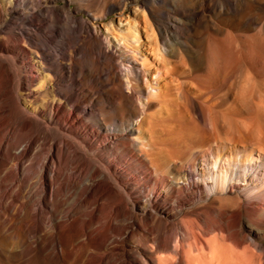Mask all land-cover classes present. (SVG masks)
<instances>
[{
  "label": "bare ground",
  "instance_id": "1",
  "mask_svg": "<svg viewBox=\"0 0 264 264\" xmlns=\"http://www.w3.org/2000/svg\"><path fill=\"white\" fill-rule=\"evenodd\" d=\"M93 1L98 0H0V23L13 12L9 26L21 31L0 30V252L13 264H264V129L245 120L236 137L230 121L216 112L212 120V111L203 108V129L188 121L176 146L157 147L158 155H152L150 140L143 134L133 137L144 123L133 124L141 90L135 77L127 86L119 77L118 62L125 65L118 56L122 49L117 55L109 38L105 43L71 8L73 2L86 6ZM105 10L94 19L105 18ZM143 19L144 26L141 19L129 22L126 42L133 41L135 53L141 31H154L146 15ZM56 28L62 30L63 46L53 53ZM229 39L211 47L213 64L202 80L210 87L223 84L242 63L257 76L264 71L263 38L253 43L248 38L243 54ZM128 69V76H135V68ZM66 70L89 89L84 104L72 96L73 87L62 86ZM167 81L174 87L173 80ZM105 85L113 96L117 93V116L107 115L110 110L96 114L89 104ZM160 85L156 96L164 94ZM64 107L71 118L59 117ZM79 110L93 128L89 137L76 128L83 121ZM215 129L226 140L214 138ZM80 151L106 159L107 169ZM123 163L130 171L126 175L117 172ZM135 171L142 174L140 182ZM133 194L135 206L129 209L127 197ZM192 201L197 206L189 210ZM119 224L132 231L125 243L114 245L123 231Z\"/></svg>",
  "mask_w": 264,
  "mask_h": 264
},
{
  "label": "rangeland",
  "instance_id": "2",
  "mask_svg": "<svg viewBox=\"0 0 264 264\" xmlns=\"http://www.w3.org/2000/svg\"><path fill=\"white\" fill-rule=\"evenodd\" d=\"M105 1L106 2H100L99 0L93 1L92 3H90V5L85 4L86 6L78 2H73L71 4V8L74 15L76 17H83L88 22V25L91 27L93 32L95 34H98V36H100L103 41L105 40V43L107 42V38H109L112 43L110 45H114V47H116L115 51H118L117 55L122 49L118 56H122L121 58L125 60V65H123L121 61L118 62L119 77L126 84V86L127 83L130 82V79L132 77H135V80H138V89L141 90L140 100H138V96H136V103H134V107L138 105V107L140 108H138L140 110V113L137 118L133 119V124L134 126H137V124L141 120H143L144 123L140 128V132L135 127L136 132L133 137L137 139L139 137V134H143L146 140H150L151 144H154L153 146H151L152 155L155 152L156 155L154 154V156L158 155V152L156 150L157 147H161L160 149L164 150V147L166 149V147L168 146H176L179 142L178 134L181 131L180 128L182 126H185L188 121H192L194 126L196 125V127L203 129L204 119L201 112L203 108L212 111L211 113L212 115H214L212 117V120L215 117V114H219L220 117L223 116V119L225 118V120L227 119L228 122L230 121L233 129L235 128L234 130L236 132V137L240 135L239 131H241V126L244 124L243 122L245 120H247L245 122L248 123L252 119L253 126L258 129H264V71L262 75L257 76L255 75L250 65L242 63L235 66L236 70H234V72L226 78L223 84H220L219 86L210 87L204 84L202 81L208 67L212 66L213 64L211 51L213 47L216 46L214 43L221 41L225 37H228L230 38L229 40L234 44L236 50L240 54H243V51H247L246 48L249 47V44H247L249 40H251V43H253L257 38L264 39V0ZM59 4L66 5L67 2L65 1ZM104 7L106 8L104 14L106 17L103 19H98L96 21L94 19V16L102 13ZM26 11L28 12L27 9ZM145 15L150 20L149 22L153 27L152 30L154 31H152L153 33L147 32L145 28L141 31L140 44L138 46V50L135 53L132 48L133 45H129L133 41L131 42L130 40H127L128 42H126V39H129V22L141 19L143 21V24V16ZM4 16L5 17L0 23V30L3 28L5 29V32H9L11 30V32L20 35L21 31L19 29L13 30L14 27L11 25L9 26L10 22L15 20L13 12L5 14ZM18 23L26 32L30 31V27L22 25L21 21H19ZM54 30L55 32L51 35L53 43L52 45H50L53 53L54 50H57L58 48L63 46L61 42L62 30L60 28H56ZM255 36L257 37L252 40ZM117 37H120L123 42L120 43L117 40ZM248 38L250 39L248 40ZM18 43H20L21 45L23 44V42L21 41ZM248 43H250V41ZM244 44H247L245 45L247 46L246 48ZM125 47L127 51L123 50V48L125 49ZM237 48H239V50L241 51L244 48V50L241 52ZM133 56H135V59ZM49 58V60H51V57ZM129 60L132 61L129 62ZM128 67L135 68V76H128ZM154 71H157L158 74L155 75ZM45 73L48 74L47 72ZM70 75L71 74L69 73V71L67 72L66 70L63 74L64 78L61 84L65 89H69L68 87L70 86V88L73 87L75 93L71 92L72 96L75 95L73 97L78 101L81 100L79 102L81 104H84L83 96L90 91L88 88H84L83 90V87L80 84V78L77 74H75L74 77L73 75H71L73 78V82L70 83ZM156 78L159 80V83L157 82L158 80ZM167 79L174 81V87H170L172 86V84L170 83V81H167ZM168 83L170 84L169 86ZM160 84H162V89L164 91L162 92L164 94L156 96L155 90ZM124 89L127 93H131V91H128L125 87ZM111 90V86L105 85L102 88V91L95 95L91 101H89V104H91V108H93L94 113L105 115L110 110L109 114L107 113V115L115 114V116H117L118 114H120L116 105L117 101L115 96H117V93L115 96H113L114 94L111 93ZM153 92L155 96L153 95L152 97L150 93L153 94ZM244 92L247 94H245ZM240 94L242 95L240 96ZM243 94L245 95V97ZM146 102L147 104H145ZM143 103L144 105H146V108L142 106ZM101 106L103 107L104 111H102L103 109ZM143 109H145L146 111ZM68 112L69 108L67 107L59 109V117L71 118ZM213 112L216 113L213 114ZM77 114L79 115V117H81V119H83V121L81 120L76 128L86 133L89 137L93 131L91 124L87 119H85V116L82 114V110L76 111V115ZM245 116H249L250 118H246ZM252 122L250 121V123ZM45 125L52 130L58 129L59 133L62 135H67L66 132L60 129L57 125H49L47 123ZM239 127L240 129L237 132L236 130ZM102 136H104V134H102ZM214 136V138H216L218 141H220L219 139H221L222 137H224V139L226 140L225 136L219 129H215ZM240 139H238V142H240ZM173 142L175 144H173ZM195 148V151L200 150V147ZM167 150L169 149L167 148ZM80 152L82 156H85V158L88 159L89 162L91 161V163L99 165L101 170L107 169L108 164L106 162V159H104L105 161H102L100 160V158L94 157L87 151V153L83 151ZM133 154L134 156H136L137 152H133ZM137 160V157L135 160H133L136 164L135 166H138ZM101 162H103L104 164ZM117 172L124 175L130 173L124 163L123 167L120 166V169H117ZM133 176H135L139 182L142 179V174L138 171H135L133 173ZM111 183L113 182L111 181ZM113 187L117 188L116 185H114ZM118 188V190L125 194L122 187L118 186ZM127 200L128 208L133 209V207L135 206L134 194L130 198L127 197ZM196 206L197 204H195V202L193 203L192 201L187 209L192 210ZM147 211H151L153 214L158 215L157 212L153 209H148ZM174 220L175 219H172V221ZM121 226V224L118 225V230L123 231L116 237V242L114 245H116V243L118 242V244L125 243L127 240L126 238L128 237L127 233L132 231L129 230L132 229V227ZM123 227L124 229H122ZM262 231L264 233V229ZM262 244L264 246V240H262ZM1 246L3 249H6V246H3L2 244ZM5 253V251L0 252V264H13V259L9 258ZM9 260H11V262ZM97 261L98 260L95 259V262ZM33 264H37V262H34Z\"/></svg>",
  "mask_w": 264,
  "mask_h": 264
}]
</instances>
